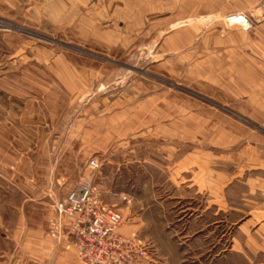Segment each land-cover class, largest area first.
<instances>
[{"label":"rangeland","instance_id":"rangeland-1","mask_svg":"<svg viewBox=\"0 0 264 264\" xmlns=\"http://www.w3.org/2000/svg\"><path fill=\"white\" fill-rule=\"evenodd\" d=\"M231 1L217 15L225 28H261L250 5L264 0ZM49 3L0 0V264H79L56 204L87 184L120 215V234L135 235L124 231L135 214L154 226L140 264H179L168 163L194 146L218 163L263 161L264 74L238 51L214 75L155 38L115 43L111 18L90 31L79 14L51 19Z\"/></svg>","mask_w":264,"mask_h":264},{"label":"crops","instance_id":"crops-1","mask_svg":"<svg viewBox=\"0 0 264 264\" xmlns=\"http://www.w3.org/2000/svg\"><path fill=\"white\" fill-rule=\"evenodd\" d=\"M49 2L51 19L80 16L90 31H97L94 21L111 18L112 24L108 26L115 43L136 44L146 42V37L155 38L154 42L161 43L162 49L177 52L179 58L189 54L199 64L207 63L206 69L214 75L221 73L219 67L226 72L227 61L233 51H238L241 58L252 60L248 62L254 69L250 74H264L259 61L264 58V18L260 19L261 28L256 30H228L217 15L233 10L231 0ZM253 4L250 6L254 15L264 17V1ZM201 10H209V17H198ZM202 25L208 26V30L201 31ZM234 39L239 46H233ZM259 67L262 68L258 70ZM180 150L176 149V155ZM199 151L194 146L168 163L174 172L177 192L172 197L180 204L178 218L183 221L182 227L178 226L181 234L176 243L179 264H264V159L218 163L202 157ZM131 220L125 234H135L145 246L156 242L152 223L137 214Z\"/></svg>","mask_w":264,"mask_h":264},{"label":"built area","instance_id":"built-area-1","mask_svg":"<svg viewBox=\"0 0 264 264\" xmlns=\"http://www.w3.org/2000/svg\"><path fill=\"white\" fill-rule=\"evenodd\" d=\"M234 18L230 16L228 21ZM91 164L97 166L96 162ZM56 212L60 224L68 222L65 238L74 247L79 264H140L148 258V248L135 235L125 236L117 231L120 215L102 202L91 184L57 202Z\"/></svg>","mask_w":264,"mask_h":264},{"label":"bare ground","instance_id":"bare-ground-1","mask_svg":"<svg viewBox=\"0 0 264 264\" xmlns=\"http://www.w3.org/2000/svg\"><path fill=\"white\" fill-rule=\"evenodd\" d=\"M232 23H238V24H244V25L247 24L246 20L241 16H235L234 20H232ZM232 23H231V25H232ZM229 24H230V21H229Z\"/></svg>","mask_w":264,"mask_h":264}]
</instances>
